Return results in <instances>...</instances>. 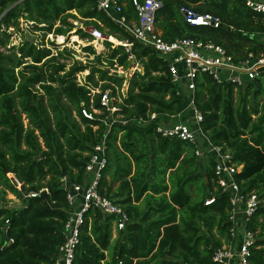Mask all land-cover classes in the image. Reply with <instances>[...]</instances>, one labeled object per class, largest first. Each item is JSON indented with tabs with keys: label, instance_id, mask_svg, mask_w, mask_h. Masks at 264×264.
Listing matches in <instances>:
<instances>
[{
	"label": "trees",
	"instance_id": "obj_1",
	"mask_svg": "<svg viewBox=\"0 0 264 264\" xmlns=\"http://www.w3.org/2000/svg\"><path fill=\"white\" fill-rule=\"evenodd\" d=\"M18 1L0 0V47L4 48L0 50V192L8 190L22 202L14 209L0 206V264H55L71 212L67 193L75 185H86L85 167L92 148L106 133L108 164L98 193L123 208L129 221L112 242L114 218L91 206L83 216L72 264H215L214 249L222 241L228 244L230 237L229 199L214 190L213 160L207 155L195 157L194 147L187 143L161 138L154 123H136L153 113L167 118L184 112V93L171 83L167 63L100 11L96 0ZM131 1L120 0L128 24L137 22ZM157 1L162 6L155 27L165 41H210L235 61L264 52V43L257 38L264 35V14L253 12L243 0ZM182 6L218 17L220 26H190L179 12ZM78 17L105 36L131 44L128 52L104 42L109 53L103 57L88 45L84 50L93 60L74 61L66 69L67 64L57 61L50 49L30 45L26 39L18 47L9 46V30L22 32L21 20L34 23L29 27L32 34L69 36L75 29L79 39L91 41L71 22ZM63 54L70 52L57 56ZM129 55L142 72L136 70L128 79L108 128L105 123L111 116L100 105L101 94L110 90L112 96H121L125 79L102 67L131 69ZM83 71L89 74L81 86L76 76ZM98 88L100 93L92 95ZM195 105L211 143L229 151L233 161L242 165L235 176L241 192H255L262 202L246 226L256 238L248 264H264V67L260 77L238 88L202 75ZM82 108L92 114L91 120L82 116ZM192 185L194 192H200L193 203ZM43 189H47L44 195L39 193ZM30 193L39 195L29 197ZM210 195L214 203L207 206Z\"/></svg>",
	"mask_w": 264,
	"mask_h": 264
},
{
	"label": "built area",
	"instance_id": "obj_2",
	"mask_svg": "<svg viewBox=\"0 0 264 264\" xmlns=\"http://www.w3.org/2000/svg\"><path fill=\"white\" fill-rule=\"evenodd\" d=\"M22 1L24 0H19L18 3ZM96 1L100 11L104 12L113 22L122 26L134 40L151 48L167 63L171 83L184 93L186 102L184 112L181 115L167 118H161L153 113L147 116L148 120L138 119L136 123L140 126L154 123L155 132L161 138L187 143L194 147L195 157L203 159L207 155L213 160V182L216 185L214 190H220L221 193L227 194L229 199L227 222L230 242L227 244L222 241L221 247L214 249L212 262L215 264H248L256 238L255 234L247 229L246 224L262 202L255 192L247 194L241 192L235 176L240 173L242 165H237L233 161V155L229 151H223L222 147L213 145L202 131L203 115L196 108L195 92L197 82L202 75L211 77L218 84L231 83L235 85V88L243 86L247 80L260 77V68L264 67V52L258 56L249 53L245 59L235 61L222 46L210 41L193 38H177L173 41H165L155 27V15L162 6L161 2L157 0H132L131 4L137 14V22L130 24L121 15L123 5L120 0ZM243 1L253 12L264 14V1ZM179 12L190 26L212 28L220 26V19L212 14H200L184 6L179 9ZM72 23L74 24V22ZM75 24L74 26L77 27ZM30 26L32 23L27 24L21 20L20 27L24 31H29ZM84 26L78 28L89 35L92 41L89 44L95 49H97L95 44L100 43L104 48V42H112L113 37L105 36L95 27ZM117 46L125 47L128 52L131 44L119 42ZM112 48L114 47L112 46ZM128 60L132 61L133 57L129 55ZM125 93L126 91H122L120 92L121 96L118 93L116 96H112L111 91L106 90L101 94L100 105L111 116L105 123L108 128L115 121L112 115L118 111L116 104L121 102V97H124ZM92 102L93 100H91V104ZM92 113L98 114L99 111L92 109ZM81 114L86 119H92V114L85 108L81 109ZM183 117H185L184 120ZM122 123L125 125L126 121H122ZM106 136L107 133L101 142L92 148L93 152L85 167V172L88 175L86 185L84 187L75 185L67 193L71 212L64 225L65 242L59 248V255L55 264H72L75 249L79 244L83 216L91 206L98 209L104 216L114 218V235L118 231H122L129 221L128 214L123 208L98 193L99 181L108 164ZM39 193H47V189H43ZM37 195L39 194L30 193L28 196L36 197ZM214 199L210 195L205 201V205H211L214 203ZM7 222H5L4 230L7 228Z\"/></svg>",
	"mask_w": 264,
	"mask_h": 264
},
{
	"label": "rangeland",
	"instance_id": "obj_3",
	"mask_svg": "<svg viewBox=\"0 0 264 264\" xmlns=\"http://www.w3.org/2000/svg\"><path fill=\"white\" fill-rule=\"evenodd\" d=\"M72 13L76 15L74 11H72ZM72 22H74V24L76 23L75 25H77V27H81L82 25L84 26V23L80 20L79 17L76 20H72ZM9 31L11 33L9 46H16V47L20 46L22 41L26 39V35L29 33L30 35L35 37L34 38L35 45L37 44L39 48L50 49L51 55L55 56L57 61L64 62L67 64L66 69H68L74 61H78V62H81L82 64H85V63L92 61L94 58L91 54L85 52L84 50L88 45H90L89 43H91L92 41H89V39H86V40L79 39L78 36L75 35V29L70 32L69 36L66 35V36H60V37L55 36L54 34L44 35L43 32H36L32 34L28 30H25V31L23 30L22 32H18L15 30H9ZM59 38H62L61 43L58 41ZM73 38H75V40ZM257 38L264 43V35H260L259 37L257 36ZM51 43H53V45H51ZM109 43H111L113 47H116L117 45H119V44H114L113 42H109ZM95 45H97V49H95L93 46L92 47L97 53L103 54V57L108 55L109 51L105 49V46L103 48V46L100 43L95 44ZM0 50L4 51V48L0 47ZM65 50H68L70 52L69 56H67L66 54H63L62 56H59V55L57 56L58 53L60 52L64 53ZM104 65H107V64H104ZM102 69H109L108 70L109 74L117 73L119 77H124L125 81L122 85L120 92L127 90L128 79L131 77L133 71L138 70L142 72V67H140L138 64H135L131 69H127V70L121 67H117V66H113L111 68H109L108 66H104L102 67ZM88 74H89V71H83L82 73H79L76 76V82L81 86L85 85L86 84L85 78ZM97 77L98 76L96 75L95 80H97ZM100 84L101 83H99V86ZM38 88L39 87L37 86V89ZM92 92H93V95H95L96 93L100 92V88L95 89ZM254 118L255 117H253V119ZM23 119H24V116H23ZM26 122L27 121L24 119V124H26ZM8 177L13 178L12 175H8ZM16 186H17V189L20 187V185L18 184ZM189 188H190V193H191V202L193 203L199 199L198 197H199L200 192L198 193L194 192L195 186L193 185L190 186ZM0 191H1V188H0ZM201 192H202V189H201ZM0 206L14 209V208L21 207L22 202L20 199H17L14 195H12L7 190L3 194L0 192ZM140 207H142V205H140ZM114 239L115 237L112 238V242L114 241ZM112 246H113V243H111V248ZM111 248L109 249L108 252H110ZM108 256L109 254H107L106 256L107 259H108Z\"/></svg>",
	"mask_w": 264,
	"mask_h": 264
},
{
	"label": "water",
	"instance_id": "obj_4",
	"mask_svg": "<svg viewBox=\"0 0 264 264\" xmlns=\"http://www.w3.org/2000/svg\"><path fill=\"white\" fill-rule=\"evenodd\" d=\"M34 25V23H32V26ZM34 36L30 35L29 33L26 35V41L30 44L33 45L34 44ZM131 65L134 66L135 65V61L134 59L132 61H130ZM205 179V176H204ZM206 180V179H205ZM14 184H17L16 181H13ZM42 195H44V193H42ZM4 232V231H3Z\"/></svg>",
	"mask_w": 264,
	"mask_h": 264
},
{
	"label": "bare ground",
	"instance_id": "obj_5",
	"mask_svg": "<svg viewBox=\"0 0 264 264\" xmlns=\"http://www.w3.org/2000/svg\"><path fill=\"white\" fill-rule=\"evenodd\" d=\"M75 40V38H73ZM58 41L61 43L62 42V38H59ZM111 41L114 43V44H119V41L115 40L114 38L111 39Z\"/></svg>",
	"mask_w": 264,
	"mask_h": 264
},
{
	"label": "crops",
	"instance_id": "obj_6",
	"mask_svg": "<svg viewBox=\"0 0 264 264\" xmlns=\"http://www.w3.org/2000/svg\"><path fill=\"white\" fill-rule=\"evenodd\" d=\"M258 1H264V0H258ZM115 236H116V234L113 237H115Z\"/></svg>",
	"mask_w": 264,
	"mask_h": 264
}]
</instances>
